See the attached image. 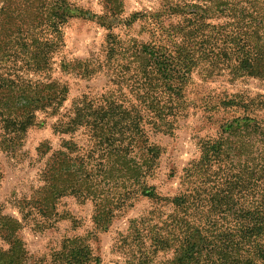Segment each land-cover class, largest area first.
Returning a JSON list of instances; mask_svg holds the SVG:
<instances>
[{"label": "trees", "instance_id": "16d2710c", "mask_svg": "<svg viewBox=\"0 0 264 264\" xmlns=\"http://www.w3.org/2000/svg\"><path fill=\"white\" fill-rule=\"evenodd\" d=\"M0 3V150L22 145L38 111L59 115L55 133L73 134L84 128L89 138L86 146L63 140L50 153L40 184L10 202L18 209V218L0 207V264H28V251L18 232L29 220L41 229L64 218L58 203L65 196L81 203L92 201V221L102 230L130 202L132 192L168 201L144 179L160 155L144 126L151 123L157 131L171 132L176 103L194 73L202 81L221 77L229 83L264 81V0H161L153 12H135L124 19L121 0H102L103 14L89 17L107 29L114 22L128 25L137 19H150L154 26L153 39L137 50L144 94L138 97L140 104L130 108L109 96L95 103L83 95L63 114L68 87L53 79L51 72L64 44L62 26L79 9L70 0ZM162 18L168 19V26ZM108 36L115 42L113 35ZM60 68L81 76L96 72L89 61L81 60H62ZM30 73L42 75L43 80L30 79ZM220 105L243 109L245 114L253 107L251 99L238 96L223 98ZM221 130L218 139L200 141V160L185 169L186 177H200V199L192 201L191 195L182 194L171 200L183 213L200 204V229L191 231L195 222L179 218L176 236V231L171 235L165 227L164 232L149 225L139 230L132 221L125 237L137 250L128 255L126 264H151V254L169 250L176 240L177 254L185 252L195 264H264V129L244 115L226 121ZM253 132L263 136L257 147L248 138ZM39 150L45 155L51 147L44 142ZM143 221L138 219V225H145ZM144 230L150 236L143 235ZM90 235L65 238L51 264H98L100 259L87 242Z\"/></svg>", "mask_w": 264, "mask_h": 264}, {"label": "rangeland", "instance_id": "374dc122", "mask_svg": "<svg viewBox=\"0 0 264 264\" xmlns=\"http://www.w3.org/2000/svg\"><path fill=\"white\" fill-rule=\"evenodd\" d=\"M70 2L82 12L75 10L74 16L68 18L62 26L63 48L53 59L51 77L68 87L67 98L60 112L64 114L71 109L74 102L83 95H87L86 98L95 103L103 96H109L127 108L137 106L140 104L138 97L144 94L141 74L138 72L142 61L137 56V50L142 43L153 39L151 31L154 26L151 20L137 19L128 25L114 22L113 27L107 29L97 23L95 18L89 17L90 13L103 14L102 0ZM121 3V17L124 19L135 12H153L160 7L161 0H121ZM163 20L165 27L168 26V19ZM172 21L176 22V19L172 18ZM108 34L114 36L115 42L111 41ZM108 50L114 57L111 60L108 58ZM62 60L89 61L96 72L89 76H81L76 72L64 73L60 68ZM29 77L34 81L43 80V76L36 73H30ZM262 95L264 81L249 79L246 82L229 83L222 77L202 81L194 73L184 87L182 99L176 103V115L171 118V132L157 131L151 123H145L144 126L149 142L156 145L160 151L156 167L144 179L149 186L155 187L157 195L168 198V201L145 197L138 191L132 192L130 202L121 208L108 228L102 230L96 229L92 221L95 210L92 201L81 203L74 197L65 196L58 203V211L64 218L56 222L51 220L41 229L34 228L33 221L29 220L18 232L28 251V264H51L53 253L60 249L65 238L86 236L90 232L92 235L88 237L87 242L94 256L99 257L98 264H126L128 255L137 250V247L130 244V237H125L132 221L136 222L135 227L139 230L142 226L149 225L152 230L164 232L165 227L171 231V235L176 231V236L179 235L176 228V219L179 218L186 222H195V227L190 228L191 231L200 229V204L186 209L183 213L180 206L171 202L182 194L191 195L192 201L200 199V177H186L185 169L200 160V141L218 139L222 131L221 125L226 121L249 115L264 129ZM234 96L252 100L253 107L249 114H245L243 109H225L220 105L223 98ZM36 116V122L27 129L21 146L9 151L0 150V207L2 206L3 213L17 218L20 215L17 208L11 207V200L29 195L31 189L40 184L39 175L50 153L59 149L63 140L71 139L79 146L89 143L84 128L73 134L55 133L53 127L59 115L51 116L38 111ZM260 135L258 132L251 133L248 137L251 144L256 147L261 145L259 141H262L263 136ZM235 140L236 138H232V141ZM44 142L51 147V151L45 155L39 150V146ZM141 217L145 219V225H138V219ZM143 235L150 236L146 230ZM144 240L147 245L151 242L148 237ZM5 248L8 247L5 245ZM178 249L176 240L169 250L151 254V264H195L186 258L185 252L182 255L177 254ZM182 256L184 259L177 260V257Z\"/></svg>", "mask_w": 264, "mask_h": 264}]
</instances>
